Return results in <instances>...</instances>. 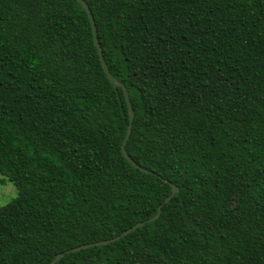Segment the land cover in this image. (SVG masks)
Returning a JSON list of instances; mask_svg holds the SVG:
<instances>
[{"label":"trees","instance_id":"16d2710c","mask_svg":"<svg viewBox=\"0 0 264 264\" xmlns=\"http://www.w3.org/2000/svg\"><path fill=\"white\" fill-rule=\"evenodd\" d=\"M84 1L139 167L82 6L0 0V264H264V0Z\"/></svg>","mask_w":264,"mask_h":264},{"label":"water","instance_id":"95a60500","mask_svg":"<svg viewBox=\"0 0 264 264\" xmlns=\"http://www.w3.org/2000/svg\"><path fill=\"white\" fill-rule=\"evenodd\" d=\"M76 1L82 6V8L85 10V12H86V14L88 16V19H89V22H90V25H91V31H92V36H93V40H94V43H95V47H96V50H97V53H98V56H99V60H100L101 66H102V68L104 70V73H105L106 77L108 78L109 82L113 85L114 89L117 90L118 88H121L122 91H123V95H124V98H125V102H126V105H127V108H128L129 124H128L127 130H126L124 139L122 141L121 152L124 155V157L126 158V160L131 165H133L134 167L138 168L139 166L133 160H131L129 158V156L126 154V151H125V145H126V142H127L128 138L130 136V133H131V123H132V120H133V117H134V112H133V109L131 107V104H130V101H129V98H128L127 91H126L125 87L117 79H115L110 74V72L108 70V67H107V65L105 63V60H104V57H103V54H102L101 47H100L99 42H98V39H97L96 28H95L94 20H93V17H92V14L90 12V9H89L88 5L85 3L84 0H76ZM117 95H118V97H120V94L119 93ZM143 171H145V170H143ZM171 188H172L171 193L165 199V202H168L176 193H178V188L176 186L171 185ZM159 213H160V211L154 217L148 219L147 221H141V222L136 223L132 227L128 228L127 230H125L121 234H119V235H117V236H115V237H113L111 239L83 244V245L74 247V248H72L70 250H67L65 252H61V253L57 254L54 257V259L49 264H55L66 253L77 252V251H80L82 249H86V248H90V247L103 246V245H107V244H110L112 242H115V241L119 240L120 238L126 236L127 234L131 233L132 231L136 230L137 228L144 226V224L146 222H152V221L156 220L158 218V216H159Z\"/></svg>","mask_w":264,"mask_h":264},{"label":"rangeland","instance_id":"374dc122","mask_svg":"<svg viewBox=\"0 0 264 264\" xmlns=\"http://www.w3.org/2000/svg\"><path fill=\"white\" fill-rule=\"evenodd\" d=\"M0 206H3L16 197L17 191L12 183L0 175Z\"/></svg>","mask_w":264,"mask_h":264}]
</instances>
